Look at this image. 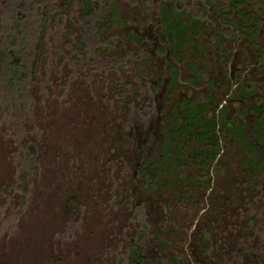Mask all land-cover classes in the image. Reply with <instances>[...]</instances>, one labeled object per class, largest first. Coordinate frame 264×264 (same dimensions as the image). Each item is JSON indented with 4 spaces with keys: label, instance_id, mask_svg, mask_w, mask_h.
Returning a JSON list of instances; mask_svg holds the SVG:
<instances>
[{
    "label": "rangeland",
    "instance_id": "1",
    "mask_svg": "<svg viewBox=\"0 0 264 264\" xmlns=\"http://www.w3.org/2000/svg\"><path fill=\"white\" fill-rule=\"evenodd\" d=\"M89 1L0 0V264H264V157L219 113L247 134L260 119L264 0ZM192 102L215 157L190 151L212 149L197 124L146 187Z\"/></svg>",
    "mask_w": 264,
    "mask_h": 264
},
{
    "label": "trees",
    "instance_id": "2",
    "mask_svg": "<svg viewBox=\"0 0 264 264\" xmlns=\"http://www.w3.org/2000/svg\"><path fill=\"white\" fill-rule=\"evenodd\" d=\"M231 6L234 3H240L242 0H229ZM83 2L86 5L87 11L89 13L94 12L95 10V6L96 3L93 5L89 0H83ZM236 12H238L239 15H244L243 12H241V10H237ZM173 15L174 17V21L172 23L169 24L168 19L169 16ZM245 18L244 20H232L231 21V26L236 27L237 29H243L246 26V30H253L251 33H247V35H249V37L254 38L255 34L257 33L256 31V21L251 17V15L245 14L244 15ZM258 15H255V17H257ZM258 18V17H257ZM163 20L164 22L167 24L168 27V35L169 37H173L175 35V30H174V24H181V21L177 18V9L172 6V4L168 3V11H164L163 14ZM252 23V25H251ZM153 38V37H152ZM17 59L14 60V62ZM172 80L175 83L178 80V73L175 70V68H172ZM246 89V90H245ZM252 90V89H250ZM246 91H249L248 88H244L243 92L245 93ZM207 106H197L196 102H192L189 104L188 107V111L187 113H185V116L187 118V120L189 121V125L185 126L184 128L180 129H176L175 126H170V131L165 133V138L164 141H162L159 146H157L156 148H154V150L146 155L145 157V161L143 163L142 166V171H143V175L145 177V181H146V187H150L151 185L153 186L155 182H157L158 178L162 179V175L160 174L161 171H165L170 173L171 175H173V168L174 167H179L181 166V162L178 161L176 159L177 156H179V144H177L176 140H172L171 137H176L179 138L180 137H186L187 136V132H191V136H195L196 132L195 130H191V128H194L193 126H197V124H200L202 126V131H201V137L205 140H207L211 145H212V149L211 151L208 152H204V150L201 149H196V150H190L193 151L195 153V155H205L206 154V158H214L215 157V152H214V147L216 145H218V135L214 134V136H210L211 134V130H215L216 128V123L215 120H208L206 117H204V112ZM224 107V110H221V119L225 122V123H229L231 124V129H234L238 132H240V134L243 136V138H245V143L248 145V147H252L253 150H255V152L258 154L260 153V155H262L264 157V149L261 147L262 145L260 144V142H258V140H260L262 142V140H264V138L260 137V133H262L264 131V118L262 117V111H263V101L259 100V104L255 107H251L252 109H257L260 113V119L254 123V129L250 132V134H247V132H245V126H239L237 125L235 122L233 121H229L227 120V118L225 117V111H226V107ZM203 115L202 117H200V115ZM195 126V127H196ZM188 129H190V131H188ZM181 131V136L178 135V132ZM198 130V129H197ZM172 132V133H171ZM170 133V134H169ZM197 135V136H200ZM210 136V137H209ZM250 138V141H248V139ZM179 142V141H178ZM192 153V152H191ZM193 153V154H194ZM254 153V154H256ZM256 162L258 163L259 161L256 160ZM264 163V162H263ZM154 170V171H153ZM135 256H136V262L135 264H153L151 261L142 259L138 253L135 252ZM178 262L176 261L175 258L170 260L169 264H177Z\"/></svg>",
    "mask_w": 264,
    "mask_h": 264
}]
</instances>
